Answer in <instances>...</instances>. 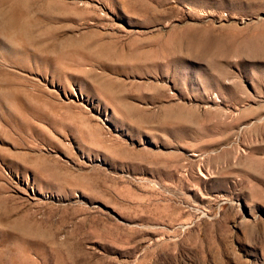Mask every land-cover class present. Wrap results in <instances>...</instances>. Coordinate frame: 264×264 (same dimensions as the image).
Returning a JSON list of instances; mask_svg holds the SVG:
<instances>
[{
  "label": "rangeland",
  "instance_id": "rangeland-1",
  "mask_svg": "<svg viewBox=\"0 0 264 264\" xmlns=\"http://www.w3.org/2000/svg\"><path fill=\"white\" fill-rule=\"evenodd\" d=\"M0 264H264V0H0Z\"/></svg>",
  "mask_w": 264,
  "mask_h": 264
}]
</instances>
